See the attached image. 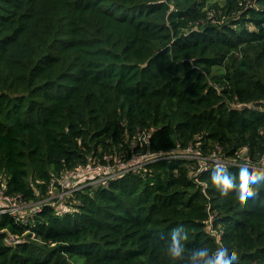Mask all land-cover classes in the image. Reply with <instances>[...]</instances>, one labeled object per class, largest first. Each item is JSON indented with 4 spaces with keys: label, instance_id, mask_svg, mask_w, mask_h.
I'll use <instances>...</instances> for the list:
<instances>
[{
    "label": "trees",
    "instance_id": "16d2710c",
    "mask_svg": "<svg viewBox=\"0 0 264 264\" xmlns=\"http://www.w3.org/2000/svg\"><path fill=\"white\" fill-rule=\"evenodd\" d=\"M140 153L1 212L0 264H194L225 239L264 264V181L239 190L242 163L264 172V0H0V193L34 203Z\"/></svg>",
    "mask_w": 264,
    "mask_h": 264
},
{
    "label": "built area",
    "instance_id": "2783aa9c",
    "mask_svg": "<svg viewBox=\"0 0 264 264\" xmlns=\"http://www.w3.org/2000/svg\"><path fill=\"white\" fill-rule=\"evenodd\" d=\"M142 137L145 139L146 136L144 133L141 134ZM191 157H197L199 159H202V164L208 166V160L212 159L214 161H218L219 159L216 157V154H213V157H203L199 154L190 153L187 154ZM147 155H144L143 153H140L138 155L133 156L129 160H115L112 163L101 165L97 164L96 166H90L83 168L82 171L88 172L91 170V173H96L94 179L84 181L81 184L77 185L73 182H67V180H59V184L61 186L60 189L58 187L54 186L55 183H53V186L49 189V194L46 197H42L39 201L34 203H23L21 201V196H8L5 195L2 191L0 193V200H7L8 204H4L3 206L6 208H0V213L5 211H11L14 214H18L23 211L24 208L29 207L34 212H40L42 210V206L44 204H53L56 202V199L59 201H63L67 198V196H70L74 191L80 190L82 188H85L90 185H97L100 183L106 182L108 179L112 177H116L117 175L127 172L130 170H138L141 167H143L145 164L155 161L157 158H150L146 157ZM170 157H178V154H162V158H170ZM53 189L58 190L59 195L57 197H53ZM2 206V205H0Z\"/></svg>",
    "mask_w": 264,
    "mask_h": 264
},
{
    "label": "clouds",
    "instance_id": "9594fccd",
    "mask_svg": "<svg viewBox=\"0 0 264 264\" xmlns=\"http://www.w3.org/2000/svg\"><path fill=\"white\" fill-rule=\"evenodd\" d=\"M240 177V192L244 198H251L255 195L254 185L260 181H264V172H258L253 169L252 165H247L245 172V165L241 164ZM235 177L230 169H216L212 174L213 182L217 185H226ZM173 257H180L183 249L179 245V241L173 235V244L169 249ZM195 257L199 259L194 260V264H235L239 256L237 250L232 246L227 239L216 243L214 246L208 248H201L194 253Z\"/></svg>",
    "mask_w": 264,
    "mask_h": 264
},
{
    "label": "rangeland",
    "instance_id": "374dc122",
    "mask_svg": "<svg viewBox=\"0 0 264 264\" xmlns=\"http://www.w3.org/2000/svg\"><path fill=\"white\" fill-rule=\"evenodd\" d=\"M58 192H59L58 190L53 189V194H54V195H52V196H53V197H57V196H59V195H56V194H58Z\"/></svg>",
    "mask_w": 264,
    "mask_h": 264
}]
</instances>
